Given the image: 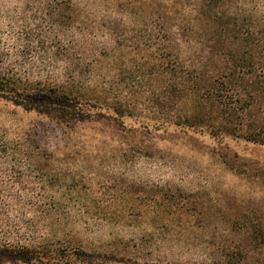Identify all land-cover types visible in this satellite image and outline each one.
Listing matches in <instances>:
<instances>
[{
    "label": "trees",
    "instance_id": "obj_1",
    "mask_svg": "<svg viewBox=\"0 0 264 264\" xmlns=\"http://www.w3.org/2000/svg\"><path fill=\"white\" fill-rule=\"evenodd\" d=\"M144 2L147 7L156 5L142 21L144 31L155 29V38L161 42L154 47L151 61L144 64L147 68L134 78L142 75L157 81L156 87L148 90L150 102L162 116L156 122L183 133L205 130L212 137L229 136L264 145V0ZM50 4L51 25L70 27L75 20L71 0H52ZM5 8L0 0V21L4 15L10 16ZM151 21L154 27H148ZM12 26L9 22L6 30L0 26L1 100L45 115L61 126L64 134L89 123L119 126L123 116L133 113L131 84L126 78L116 80L114 89L107 79L89 82L91 72L84 73L80 56L72 66L65 57V44L45 43ZM147 36L151 38L150 33ZM55 65H61V73L50 75ZM27 144L0 135V261L264 264L263 211L244 213L241 220H234V236L221 235L223 241H213L207 261H167L152 258L151 252L144 254L149 258L141 257L139 247L155 242L160 225L137 238L120 239L119 243H125L123 252L118 247H83L67 226L78 213H88L91 205L65 201L67 196L85 191L76 178L78 172H68L57 151ZM138 188L129 183L124 192ZM145 192L142 201L123 204L120 214H139L141 205L150 211L160 207L170 214L183 210V203L189 201L183 190L168 186ZM130 244L135 251L128 252Z\"/></svg>",
    "mask_w": 264,
    "mask_h": 264
},
{
    "label": "rangeland",
    "instance_id": "obj_2",
    "mask_svg": "<svg viewBox=\"0 0 264 264\" xmlns=\"http://www.w3.org/2000/svg\"><path fill=\"white\" fill-rule=\"evenodd\" d=\"M1 1L10 13L0 21L2 30L8 29L9 22L15 31L26 30L34 39L65 44V57L72 66L80 56L84 73L91 72L89 82L107 79L112 89L121 78L131 84L128 89L135 106L131 115L122 117V125L89 123L68 134L45 115L0 99V135L23 141V146L32 143L57 151L68 172H78L76 178L85 191L65 201L91 205L88 213H78L67 226L83 247H118L123 252L125 243L120 239L137 238L160 225L154 243L138 245L141 257L149 258L144 254L151 252L152 258L167 261H207L213 241H223L221 235L234 236V220L244 213L264 212V145L212 137L205 130L183 133L156 122L162 116L150 102L148 90L157 81L142 75L134 78L161 42L155 29L144 31L142 26L155 11L154 3L147 7L144 0H71L75 20L65 27L51 25L52 0ZM148 27H154L152 21ZM50 71L58 75L61 65ZM129 183L139 190L124 192ZM158 186L188 194L183 210L169 214L160 207L150 211L141 205L139 214H120L123 204L142 201L145 190L155 191ZM126 249L135 251L132 244ZM0 264L23 263L4 260Z\"/></svg>",
    "mask_w": 264,
    "mask_h": 264
}]
</instances>
